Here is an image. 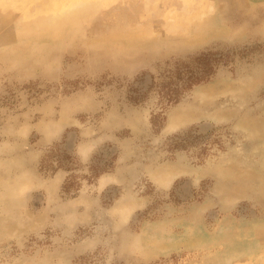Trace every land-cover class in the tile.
I'll return each mask as SVG.
<instances>
[{
	"label": "rangeland",
	"instance_id": "374dc122",
	"mask_svg": "<svg viewBox=\"0 0 264 264\" xmlns=\"http://www.w3.org/2000/svg\"><path fill=\"white\" fill-rule=\"evenodd\" d=\"M0 264H264V0H0Z\"/></svg>",
	"mask_w": 264,
	"mask_h": 264
},
{
	"label": "trees",
	"instance_id": "16d2710c",
	"mask_svg": "<svg viewBox=\"0 0 264 264\" xmlns=\"http://www.w3.org/2000/svg\"><path fill=\"white\" fill-rule=\"evenodd\" d=\"M209 56H211V55L207 54V53H200V54L194 56V60H199V62H201L203 64H201V65L198 64L196 66V69H198V70L200 69V67L202 68L201 74H199L198 76L197 75L195 76L194 72L196 70H193V72H191V74H189L187 79H189L191 83L197 82V81L203 79L204 77L206 78V76L213 71V64L211 63V60L208 59ZM205 59H207L208 61L202 62V60H205ZM210 59H213V57ZM189 80H188V83H189Z\"/></svg>",
	"mask_w": 264,
	"mask_h": 264
}]
</instances>
